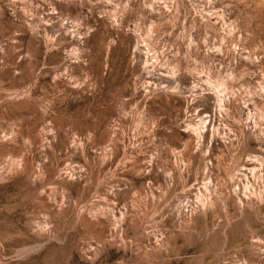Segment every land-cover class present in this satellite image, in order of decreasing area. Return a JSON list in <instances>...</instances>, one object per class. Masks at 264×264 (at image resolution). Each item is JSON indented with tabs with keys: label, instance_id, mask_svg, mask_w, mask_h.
Listing matches in <instances>:
<instances>
[{
	"label": "rangeland",
	"instance_id": "1",
	"mask_svg": "<svg viewBox=\"0 0 264 264\" xmlns=\"http://www.w3.org/2000/svg\"><path fill=\"white\" fill-rule=\"evenodd\" d=\"M0 264H264V0H0Z\"/></svg>",
	"mask_w": 264,
	"mask_h": 264
}]
</instances>
